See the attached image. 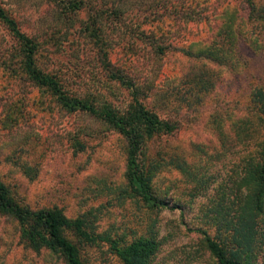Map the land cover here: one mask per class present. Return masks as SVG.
<instances>
[{"label": "rangeland", "instance_id": "rangeland-1", "mask_svg": "<svg viewBox=\"0 0 264 264\" xmlns=\"http://www.w3.org/2000/svg\"><path fill=\"white\" fill-rule=\"evenodd\" d=\"M73 1L0 0V7L37 44L36 66L58 76L68 94L124 109L128 92L109 78L116 69L136 85L154 88L147 105L177 127L146 143L144 163H158L152 188L180 210H151L129 194L121 136L85 114L65 113L51 96L12 73L18 71L17 44L1 25L0 182L30 209L55 207L67 218L83 216L91 241L64 232L82 264H121L108 240L150 236L159 243L150 264H214L194 230L215 234V190L228 186L231 195L244 160L256 155L254 141L235 139L231 126L256 123L250 94L264 91V0H251L262 16L253 20L246 19L245 0H77L82 8L65 13ZM117 4L124 13L113 18ZM221 12V24L237 26L222 47L224 66L178 52L200 42L221 44L228 23L207 22ZM139 31L163 53L149 48ZM203 67L213 88L199 95L182 76ZM198 173L213 183L190 198ZM18 236L14 221L0 215V264H64L57 254L26 248Z\"/></svg>", "mask_w": 264, "mask_h": 264}, {"label": "trees", "instance_id": "trees-1", "mask_svg": "<svg viewBox=\"0 0 264 264\" xmlns=\"http://www.w3.org/2000/svg\"><path fill=\"white\" fill-rule=\"evenodd\" d=\"M119 1L120 4H124L126 0ZM245 2L248 5L247 20L262 17L253 1L245 0ZM83 4L82 1L74 0L71 4L67 3L63 11L75 13ZM117 6L118 4L111 11L113 18H120L124 13V6H121V9ZM216 18L217 21L221 18L217 25L224 26L228 23L221 44L213 42L204 46L198 42L199 44L190 45L185 50L178 48V52L224 66L226 60L221 56L222 47H226L227 41L236 34L237 26L229 24L230 21L221 24L226 21L222 12L207 22H213ZM0 25L17 44L15 57H17L18 71L12 73L19 74L20 79L51 96L65 113L85 114L121 136L125 143L123 174L129 194L138 198L151 210H180L178 206L158 196L152 188L151 180L159 166L158 163H144L146 143L154 137L173 133L177 127L176 120L160 118L154 108L147 105V101L155 96L154 88L150 85H136L133 79L116 69L110 70L109 78L120 86H125L128 92L129 98L124 109H117L102 100L70 95L63 89L58 76L43 72L36 66L37 44L20 32L15 20L1 7ZM142 33L143 31H139V35L147 39L149 48L156 50L158 54L163 53V48L155 45L151 36ZM106 64L109 66L108 62ZM182 79L184 82H191L196 94L199 95L213 88L209 72L204 67L193 74H184ZM196 94L194 99L199 101L200 97ZM250 102L253 104L255 125L248 126L247 121L242 122L241 125L232 122L231 129L235 139L254 141L256 155L244 160L231 195L225 191L227 188V191L230 190L228 186L215 190L218 197L214 212L216 216L219 215L215 234L211 236L207 230L201 228L194 230L199 236L202 248L214 264H264V91L254 89L250 94ZM175 168L181 172L184 170L179 163ZM192 183L194 186L190 198H196L202 196L213 182L205 173H198L197 176H192ZM224 197H226L225 203H223ZM179 213L181 215V211ZM0 215L14 221L19 240L31 251L47 250L51 254L60 256L64 264H82L76 245L65 237L64 232H69L80 242L91 241L92 237L86 232L87 221L83 216L67 218L55 207L30 209L19 204L2 182H0ZM108 242L110 250L121 264H150L159 247L154 236L139 237L128 243L122 241L119 243L116 240H108Z\"/></svg>", "mask_w": 264, "mask_h": 264}]
</instances>
